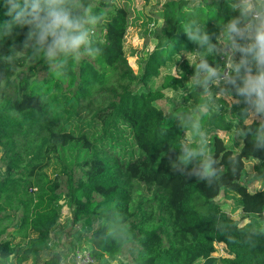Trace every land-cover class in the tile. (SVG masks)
<instances>
[{
  "label": "trees",
  "instance_id": "obj_1",
  "mask_svg": "<svg viewBox=\"0 0 264 264\" xmlns=\"http://www.w3.org/2000/svg\"><path fill=\"white\" fill-rule=\"evenodd\" d=\"M87 2L104 13L95 26L98 33L92 32L102 51L70 60L62 71L21 51L26 26L0 36V147L7 161L0 178V264H23L32 254L50 250L63 196L75 221L100 218L78 239L89 244L88 253L99 262L137 243L134 264H194L200 258L203 264H264V149H255L250 135L225 140L213 133L206 153L216 161L217 177L197 179L191 174L195 160L178 171L180 143L195 148L199 139L181 127L185 114L199 117L204 133L230 132L234 121L226 108L198 111L197 93L172 113L157 105L165 89L182 87L193 74L187 63L178 76L167 74L161 88H147L179 53L199 55L183 32L190 20L218 33L217 22L236 13L226 0H166L156 45L137 73L124 49L128 8L115 0ZM4 12L0 7V23L11 19ZM10 51L23 55L8 64L3 57ZM216 62L222 61L217 57ZM40 70L46 73L41 78ZM246 126L255 125L242 121L241 133ZM251 159L258 160L255 170L262 176L256 191L242 181ZM53 160L65 184L47 174ZM222 189L234 191L236 203L257 220L242 227L234 222L214 200ZM216 243H223L229 255L212 256ZM44 264L70 263L55 251Z\"/></svg>",
  "mask_w": 264,
  "mask_h": 264
},
{
  "label": "clouds",
  "instance_id": "obj_2",
  "mask_svg": "<svg viewBox=\"0 0 264 264\" xmlns=\"http://www.w3.org/2000/svg\"><path fill=\"white\" fill-rule=\"evenodd\" d=\"M226 3L236 14L217 22L218 33L207 30L205 23L195 19L183 28L199 53L192 65V82L203 96L214 94L218 99L231 95L235 105H243L241 116L255 126H246L237 134L250 135L253 147L264 149V0ZM0 7L11 18L0 23V36L8 37L14 27L26 26L21 51L27 49L30 58L42 61L49 69L62 71L70 60L83 55L95 57L102 51L92 32L104 20V13L94 10L87 0H0ZM18 54L10 51L3 59L14 64ZM217 57L222 62L217 63ZM181 127L197 133L199 139L195 148L180 143L177 170L183 171L195 160L191 174L199 180L215 179L216 161L206 153L200 118L185 114Z\"/></svg>",
  "mask_w": 264,
  "mask_h": 264
},
{
  "label": "rangeland",
  "instance_id": "obj_3",
  "mask_svg": "<svg viewBox=\"0 0 264 264\" xmlns=\"http://www.w3.org/2000/svg\"><path fill=\"white\" fill-rule=\"evenodd\" d=\"M116 4L129 10L128 27L126 29L124 37V49L129 63L135 72H140L141 63L146 58L148 52L153 50L156 45V33L157 30L163 25V5L166 0H115ZM93 31L98 33V29L94 27ZM23 53L19 52L18 56H22ZM197 53H179L175 56L173 62H168L161 70V73L150 80L147 88L158 89L164 81V77L171 73L178 76L181 73V65L187 63L190 67L195 63ZM26 69V66L25 68ZM42 70L39 71L38 77L45 76ZM12 79H15L13 76ZM16 81V80H15ZM166 96L164 99L157 101V105L163 108L167 113H172L185 103L189 104L190 98L196 95L200 99L198 111L208 110L210 108H226V116L233 119L235 129L229 131L212 130L209 133H205L206 139H210L213 133H218L225 140H228L230 136H234L239 140L241 132L242 121H251L246 117L241 116L240 108L243 105H235L231 95L221 98H214L213 95L203 96L195 87L192 82L191 75L185 80L184 85L178 89L167 88L165 89ZM190 97L189 100L186 97ZM186 99V100H185ZM199 112H197V115ZM180 118V115L178 116ZM244 119V120H243ZM234 138V139H235ZM191 139L188 133L185 134L184 140L189 141ZM209 154V153H207ZM3 149L0 147V178L5 177L7 169V161L3 159ZM258 160L251 159L247 161L245 171L242 176V181L247 185L250 191H256L261 188L262 176L255 170V165ZM47 174L52 177H59L65 184V177L61 175V168L58 161L53 160L52 164L46 170ZM65 193V188L61 190V193ZM237 194L234 191L228 189H222L215 202L228 214V216L236 222L240 227L250 223L255 218L253 214H247L242 210L235 201ZM58 209L60 211V220L57 226L54 228L52 235L49 239L50 250L45 252H37L32 254L31 258L23 264H44L45 260L49 258L50 254L55 251H59L64 256V261L74 264L73 260L78 252L87 250L89 244L83 239H79L81 235L90 231L93 227H96L100 223V218L96 216H90L75 221L71 214L70 208L67 206V200L65 196L58 202ZM257 220V219H256ZM260 223V221H259ZM23 244V239H16ZM137 243L127 244L119 255L108 258L105 262H99L98 264H134V257L137 252ZM228 251L223 243H216V250L212 253V256H228ZM204 259H198L194 264H203ZM13 264H15L13 262ZM215 264H219L216 262Z\"/></svg>",
  "mask_w": 264,
  "mask_h": 264
},
{
  "label": "built area",
  "instance_id": "obj_4",
  "mask_svg": "<svg viewBox=\"0 0 264 264\" xmlns=\"http://www.w3.org/2000/svg\"><path fill=\"white\" fill-rule=\"evenodd\" d=\"M74 264H98L96 260L88 253V251L83 250L78 252L73 260Z\"/></svg>",
  "mask_w": 264,
  "mask_h": 264
}]
</instances>
